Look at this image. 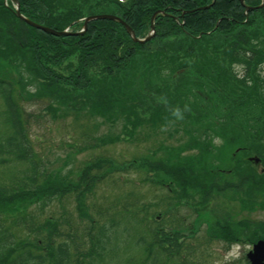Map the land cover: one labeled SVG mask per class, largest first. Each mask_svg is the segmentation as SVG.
Instances as JSON below:
<instances>
[{"label": "trees", "instance_id": "16d2710c", "mask_svg": "<svg viewBox=\"0 0 264 264\" xmlns=\"http://www.w3.org/2000/svg\"><path fill=\"white\" fill-rule=\"evenodd\" d=\"M17 1L24 16L53 29L76 31L78 19L110 13L138 38L150 30V16L162 12L151 39L140 43L110 18L89 21L81 34L54 36L0 0V264L187 263L184 255L191 256L196 244L183 240L182 232L192 233L193 220L179 219L176 207L192 197L210 204L218 217L211 238L227 246L264 238V221L232 216L235 207L264 211V172L249 159L257 156L264 165L261 0ZM26 101L41 102L40 111H29ZM43 115L53 121L71 116L88 139L55 159L60 164L41 161L28 138ZM156 131L163 136L141 161L118 163L97 154L78 171L69 166L83 149L147 141ZM116 164L150 170L148 177L166 185L167 193L138 208L141 214L159 208L155 217H139L132 209L137 202L129 200L116 210V221L96 227L83 199ZM70 195L79 219L88 221L86 248L68 233L73 227L65 217L31 213L42 214ZM107 208H99L98 216ZM120 219L141 233L133 240L137 257L115 260Z\"/></svg>", "mask_w": 264, "mask_h": 264}, {"label": "rangeland", "instance_id": "374dc122", "mask_svg": "<svg viewBox=\"0 0 264 264\" xmlns=\"http://www.w3.org/2000/svg\"><path fill=\"white\" fill-rule=\"evenodd\" d=\"M239 68L241 67H238V69ZM41 105L42 103L39 101H36V103H28L26 101V104H24L25 108H28V110L33 113L40 111ZM2 110V102L0 98V113ZM43 117L45 116L43 115ZM74 125V120L71 116L67 119L59 118L56 121L50 120L48 117L38 120L37 123L34 121L31 125V131L29 132L28 138L31 140L32 148L36 150V154L41 158V161L46 162L45 160H51L54 165L60 164V161L57 162L55 159L61 160L65 157L67 152L74 150V146L80 147L86 143V140H88L87 137L84 136L79 127ZM161 136L163 135L159 134V131H156L151 137L146 139L147 141H124L115 142L110 145H103V147L92 146L83 149L82 152L75 153L73 158L74 162L71 161L69 166L73 165V170H76L78 167H82L86 161L93 159V155L97 154L110 156L118 163L125 160L130 161V159L135 157L137 158V161H141L148 153L147 147L149 148L151 146L150 144L155 145V142L159 140ZM112 168L113 171H106L103 177H99L96 180L92 190L93 193L89 195L86 194L87 196L85 195L86 197L84 196L83 199V201L87 203L89 211L91 210V215L96 218L94 220V222H97L96 227L108 223L107 219H114L116 221L118 219L117 216L119 215L116 213V210L129 200L137 202L132 209H134V212H138L137 215L139 217H145V215L148 216L149 214H153L154 217L158 215L159 208L151 207L149 208L150 210L144 211L145 213L143 214H141L142 211L138 210V208L141 207L140 205L148 206L161 202L163 200L162 197L167 193L166 185L162 183L160 184L156 180L151 181V178L148 177V175H151L148 174L150 170L145 171L144 168L139 167V170H126V166L121 167L118 166V164L114 165ZM257 169L259 172H264V165L262 163L260 165L257 164ZM104 170L102 172H104ZM182 201L183 202L180 203V206L176 207L178 210L177 217L180 219L182 216H187V218H185L187 221L191 222V220H193V226H191V229H193L192 233H188L187 229H183L182 238L188 243L193 242L194 245H198L197 247L195 245L191 256L184 255L187 263L185 262L183 264H248L246 252L251 249L252 243L262 236L261 234L256 236L253 241L242 239L241 242H235L234 244L231 243L228 246L224 245L222 241L211 238L215 232L214 223L218 219L213 207L208 203L200 202L197 198L193 199V197L183 199ZM59 203L53 201L52 205L46 208L42 214L36 209L31 213L39 219L49 215H53L56 219L59 217H65L73 227V229H68V233L71 235L75 234L76 242H84L83 244H85L84 247L86 248V246L89 245L88 240L85 239L87 238L85 231L88 229V221L86 222V219L83 218L79 219L75 198L71 195L66 196ZM105 207H108L105 216H98L96 211L99 208ZM63 210L66 216L62 213ZM232 213H234L232 216L241 219L246 218L253 223L264 221L263 210H255L253 212L245 209L240 212L239 208L235 207ZM124 223L125 222H122L120 219V224L115 227V230L118 228V233L114 241L118 246V253H116L117 257L115 256L116 254L114 255L116 257L115 260L117 258V260L128 258L130 255L136 257L140 255V249L135 246L133 240L134 238L138 239L141 233L140 231L138 232L135 223ZM154 224L155 223H151V225ZM96 227H94V229H96ZM62 228V230H64L65 228H68V226L63 225ZM168 231L169 230H167V232ZM172 232L173 231H171L170 234ZM209 238L211 241H208ZM146 239H149V237L147 236Z\"/></svg>", "mask_w": 264, "mask_h": 264}, {"label": "water", "instance_id": "95a60500", "mask_svg": "<svg viewBox=\"0 0 264 264\" xmlns=\"http://www.w3.org/2000/svg\"><path fill=\"white\" fill-rule=\"evenodd\" d=\"M263 3H264V0H262V4ZM15 12H16L17 16H19L21 19H24L31 26H35L36 28H39V29H41L43 31L49 32V33H51L53 35H55V34L56 35H64V34L67 33V31L53 30L52 28H49L47 26H42L40 24H37L36 22H31L24 15H21V13L18 11V7L17 6H16V11ZM153 16H152V21H153V18H154ZM97 17L98 18H106V19L110 18V19H114V20H117V21L119 20L125 26L127 31L129 33H131L133 38L136 39L134 37V33H133V30L131 29V27L128 26L121 18H119V17L117 18L116 16L111 15V14H108V15L97 14V16H87L86 19H85V24H86V21H88L89 19H93V18H97ZM151 26H152V23H151ZM148 37H146V38H148ZM252 248L253 249L248 251L247 254H246L247 258H249V260H250V264H264V241L261 240V239L257 240L256 243H254L252 245Z\"/></svg>", "mask_w": 264, "mask_h": 264}]
</instances>
